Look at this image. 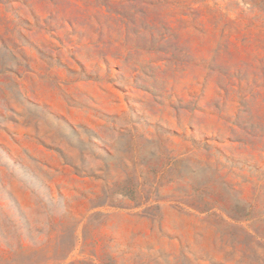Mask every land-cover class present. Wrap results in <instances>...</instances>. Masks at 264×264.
I'll return each instance as SVG.
<instances>
[{"label": "rangeland", "instance_id": "rangeland-1", "mask_svg": "<svg viewBox=\"0 0 264 264\" xmlns=\"http://www.w3.org/2000/svg\"><path fill=\"white\" fill-rule=\"evenodd\" d=\"M0 264H264V0H0Z\"/></svg>", "mask_w": 264, "mask_h": 264}]
</instances>
